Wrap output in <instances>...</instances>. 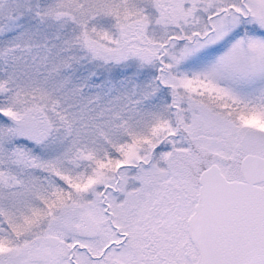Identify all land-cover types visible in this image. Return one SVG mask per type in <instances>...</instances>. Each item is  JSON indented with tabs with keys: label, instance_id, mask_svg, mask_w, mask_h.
Masks as SVG:
<instances>
[{
	"label": "snow or ice",
	"instance_id": "6c2138e0",
	"mask_svg": "<svg viewBox=\"0 0 264 264\" xmlns=\"http://www.w3.org/2000/svg\"><path fill=\"white\" fill-rule=\"evenodd\" d=\"M0 264H264V0H0Z\"/></svg>",
	"mask_w": 264,
	"mask_h": 264
}]
</instances>
